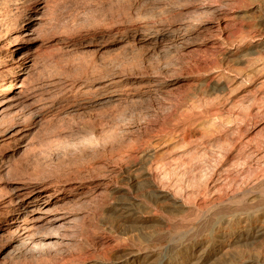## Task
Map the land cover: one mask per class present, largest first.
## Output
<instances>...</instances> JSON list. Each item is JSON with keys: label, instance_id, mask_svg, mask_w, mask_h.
<instances>
[{"label": "rangeland", "instance_id": "1", "mask_svg": "<svg viewBox=\"0 0 264 264\" xmlns=\"http://www.w3.org/2000/svg\"><path fill=\"white\" fill-rule=\"evenodd\" d=\"M232 1L234 0H45L44 4L46 6L43 5V8L35 11L37 12L36 15H32V11L24 14L23 18L28 14L29 16L39 17L38 19H30L33 26L38 30L37 38L30 46L35 65H37L35 71L30 75V77L32 76L30 80L33 83L41 81V83L52 82L57 84L58 82L59 87L63 86V90L60 88L61 96L70 93L72 96L58 101L51 99L35 101L31 99L29 101L31 107L28 110L21 111V106L9 110L8 120H14L15 122L17 114L23 115L21 117L25 118L26 122L22 126L27 131V137L26 141L22 143L23 147H20L13 155L14 161L10 162L13 170L10 169L7 174L0 173V206L3 205L10 191L22 178L31 177V180H37L42 186L49 181L76 180V177L77 179H85V186L96 185V183L103 184L109 180L111 186H115V190L107 192L108 194L105 193V196L101 195L97 199L103 205L106 204L103 209L104 214L102 212L100 216L101 218L98 215L94 216L96 219L92 218L93 213L96 211L94 210L96 204H93V201L90 200L91 204L88 200L86 203L88 206L84 202L79 207L77 206L78 211L76 210L75 217L79 219L76 220L78 223L76 222L74 225L78 224L79 226L76 227L79 230L81 229V232H85L82 235L78 232L79 234L77 233L78 235L76 234L77 236L74 238L68 237V235H71L70 229L68 227H58L56 230H48L47 228L34 230L30 239L32 244L23 242L25 243L23 246L19 239L9 236L0 238V264H70L76 262L77 259L91 261L96 256L120 261L124 249L136 246L139 242L140 244L143 242V246H145L144 241L151 242L152 239L154 240L155 234H152L154 236H149V234H151L150 231L153 230L155 224H161L159 220V218L161 219V209L159 207L152 209V213L155 210V215L150 213L152 222L139 223L137 217H143V214L147 216L146 213H142L144 212L142 206L144 200L141 199L150 197L149 186L147 185L152 180L161 188L170 189L169 184H171V181L169 178L171 177L169 176H172L171 173H168L170 172L168 170L166 171L168 174L164 173L168 178L165 175L162 178L160 176L161 171H158V173L156 171L158 168L155 169L154 165L166 163L164 167L169 165L167 167L169 169L170 165H174L176 162L180 164L187 157V153L185 154L187 146L185 148V145L181 143L183 135L180 132V134L175 133V135H171L174 133L168 134L169 130L167 129L174 127L170 126L171 124L183 123L185 115L180 116V114L188 109L189 101L186 96H189V93L196 92L195 94L201 97L199 91H201L204 80L206 78H216L215 70L211 72V69L219 61L220 37L218 36L221 27H227L225 35L228 38H231V36L237 37L243 30L248 33V23H254L259 17L264 16L263 11L258 8L250 10V13L233 8ZM247 1L251 6L261 5L262 7L264 5V0ZM221 3H227L232 9L220 10ZM39 14L41 15L39 16ZM241 14L245 16H242V18L246 22L239 18ZM144 19L147 24L163 31L157 42L138 40L141 37V33H139L140 26L142 23H146ZM8 25H10V22H8ZM188 25L193 27V30L192 34L187 36L182 33ZM240 25L243 27H240ZM7 28L8 26H5L0 29V42L2 45L6 43L4 40H6L7 33L5 29ZM212 30L213 32H211ZM251 33L255 34V31L253 30ZM185 38H187V41ZM204 68L206 72L207 70L210 72L206 73L203 70ZM202 73L206 75H202ZM89 87L91 88L90 92H84ZM55 91H58V89ZM60 93L56 94L60 97ZM56 94L55 96H58ZM185 99L187 102H184ZM178 107L181 111L177 109ZM170 111L179 113L175 116V118L179 116L181 118L178 119L180 122L175 119L178 124L172 121L174 116L171 117L173 114ZM167 119L171 123L170 121L167 122ZM162 124L164 126L167 124L165 129ZM152 130L153 132H151ZM157 134L161 136L160 139L156 138L158 137ZM177 143L184 146L185 151ZM11 145L8 146L11 147ZM174 147L181 150H175ZM150 148L151 150H149ZM172 149L177 152L173 151L174 153L170 155ZM167 151H169V155ZM178 154L181 157L186 156L177 159L180 156ZM146 155L150 159H146ZM159 156L160 158L161 156L164 157L165 162L160 163ZM169 158H174L176 162L174 159ZM171 160L174 163L170 162ZM138 166L151 169L149 177L152 179H145L140 176L142 170L137 168ZM113 167H115L117 173L115 171L112 174L108 171ZM161 167L163 168V166ZM154 171L157 172L159 177L156 176ZM96 172L99 173L96 174ZM37 174L38 176L41 174L39 178ZM133 180H136V182ZM141 195L143 197L139 198ZM110 196L114 198L112 199ZM104 197H107L106 200H104ZM131 201L133 205H131ZM136 201L140 203L136 204ZM113 205L123 209H120V212L108 213L112 212L111 207ZM128 206L129 208H127ZM87 207H89L88 210ZM107 207L110 209L108 210ZM121 210H123V213ZM105 214L109 215L106 216ZM118 214L124 215L119 216ZM163 215L165 214L163 213ZM97 217H99V220H97ZM80 224H84L81 226L82 228ZM109 224H113L116 229L121 233L123 231V233L119 234L120 232L113 225H111L113 228L111 231L112 228L110 229ZM105 227L108 231L103 229ZM80 235L85 242L80 247L82 250L71 246L74 245L75 240ZM65 238H69L70 244L64 242ZM71 242L73 243L71 244ZM246 246H241L243 251ZM247 247L246 250L250 251L251 248ZM232 249L239 250V248L234 249V247Z\"/></svg>", "mask_w": 264, "mask_h": 264}, {"label": "bare ground", "instance_id": "2", "mask_svg": "<svg viewBox=\"0 0 264 264\" xmlns=\"http://www.w3.org/2000/svg\"><path fill=\"white\" fill-rule=\"evenodd\" d=\"M44 3L45 0H0V29L8 26V28L5 29L7 36L5 34L6 40L4 41H6V43L2 45L0 42V173L2 174L9 173L10 169L13 170L10 166V162L14 161L13 155L16 154L15 152L20 149V147H23L22 143L26 141L27 137V131L24 130L22 126L24 122H26L25 118L21 117L23 115L17 114V122L16 120L15 122L14 120L10 121L8 120L9 110L16 106H21V111L28 110V108L31 107V103H29L31 99L35 101H41L42 99L58 101L59 99L62 100L72 96L71 93L67 94L66 91L67 95L61 96V89L63 86L59 87L58 82L57 84L52 82L41 83V81L33 83V81L30 80L32 77H30V75L35 71V67L37 66L35 65L33 54L30 51V46L31 43L36 40L38 31L37 28L33 26L30 19H38L39 17L29 16V14L25 16V18L23 17L24 14L29 11H32V15H36L37 12L35 11H39L40 8H43V5H45ZM227 6H229L227 3H221L219 8L220 10L231 8V6ZM232 6L233 8L235 7L236 9L245 10L247 12L254 8H258L263 11L264 14V5L262 7L261 5L251 6L247 0H234L232 1ZM233 10L235 11V9ZM40 15L41 14H39V16ZM242 16L244 15L241 14L239 18H241V20L243 19L244 22L245 20ZM220 17L222 18V16ZM8 22H10L11 26L8 25ZM243 22L241 21L242 24ZM241 26L242 25H240V27ZM247 26L248 33L244 32V30L243 32L239 30L242 33L237 37L231 36V38L225 35L227 33V27H221L218 36L220 37L219 61H216L218 64H214L215 66L211 69V72L215 70L216 78H206L204 80L201 85V91H199L201 92V97L198 95L199 99L195 94L196 92L189 93V96H186L189 101L188 109L186 108L187 111L185 110L186 114L185 111L182 113L180 112V116L185 115L183 123H176L177 121L180 122L178 119H181L180 116L175 118L179 113H172L170 111L173 114L171 117L174 116V120L172 119V121H175L178 125L171 124L170 126L174 127L168 126L170 129H166L169 130L168 134L174 133L171 135H175V133L180 132L181 135H183L181 143L185 145V148L187 146V150L185 151L183 149L184 146L181 144H177L180 145H178L179 147H182L185 154L187 153V157L180 164H178L174 158H169L172 160L174 159L176 162L174 165H170L169 169H167L169 165L164 167L166 163L163 165H154L155 167L153 166L155 169L158 168L156 170L157 172L161 171L160 176L162 178H164V173L172 174V176H169L170 174L168 175L171 177L169 178L171 181V184H169L171 187L170 189L161 188L152 180L151 183H148V185L146 184L149 186L148 192L150 193V197H146L148 194L145 192L146 195H144L146 198L141 199L144 200L142 201L144 210L142 213H146L147 216L143 214V217H137L139 223L152 222L153 220L150 217L152 209L154 207H159V209H161V219L159 218L161 224H155L153 230L150 231L151 234H149V236L155 234V236L152 235L154 236V240L152 239L151 242L144 241V243H146L145 246H143V242L141 244L139 242L136 246L124 249V254L120 261L103 259L96 256L92 258L93 260L91 261L77 259L76 262L74 261L70 264H264V250H262L264 248V16L259 17L254 23H248ZM140 27L139 33H141V37H139L138 40L142 39V41L147 40L155 43L163 34V31L157 29L155 26L147 24V22L142 23ZM192 30L193 27L188 25L182 34L188 36L192 34ZM253 30L255 34L251 33ZM211 32H213V30ZM186 39L187 38H185V40ZM138 40L136 41L138 42ZM203 70L205 71V68ZM203 74L204 73H202V75ZM72 84L70 85L71 87ZM89 88L84 92H90L91 88ZM56 89H58V91H55ZM56 93H60V97ZM55 94L58 96H55ZM184 102H187L186 99ZM177 109L181 111L179 107ZM163 121L165 122V120ZM169 121L170 120L167 122ZM166 125H163L164 129ZM162 130L161 128V131ZM148 132L150 133L149 129ZM151 132H153V130ZM156 136H158V134ZM97 137L99 136L97 135ZM156 138L160 139L161 136ZM152 139L150 140L152 141ZM8 145H11V147ZM174 148L175 150L180 149ZM149 150H151V148ZM175 150L172 149L171 154L167 151L168 155H172ZM151 154L152 152L150 155ZM180 154H178V156ZM181 155L179 157L177 156V159H181L182 157L185 158L186 156L181 157ZM147 158L149 157L146 155V159ZM161 158L160 163L165 162L163 159L164 157L162 158V162ZM172 160L170 162L174 163ZM161 166H163V168ZM114 168L115 167L110 168L108 171L113 174L116 171ZM137 168L142 170L140 176L145 179L151 178L149 177L151 169L149 170L147 168V170L142 166H138ZM168 170L170 172L167 173L166 171ZM157 172L154 171L156 176ZM98 173L96 172V174ZM40 175L41 174H39V176ZM165 176L167 177V175ZM30 178H22L19 180L18 184L10 191L3 205L0 206V238L9 236L19 239L22 246L23 244L25 245L23 242H30L34 230L37 231L40 228L56 230L58 227H68L71 232V235H68V237L71 236L74 238L79 233L82 235L84 231L81 232L82 230L76 227L78 224L76 226L74 225L77 222L76 220L79 219L75 217L79 205L83 202L86 204L88 200V202H90V200L93 201L92 203L96 204L94 209L96 211L94 213L92 212V218L97 215L100 217L104 211V205L106 204L103 205L101 201L97 199L101 195L105 196V193L115 190V186H111L109 180L103 184L96 183V185L85 186L84 183L86 180L77 179L76 177V180L69 179L61 182L59 180V182L57 180L49 181L42 186L40 182L33 179L31 180ZM134 182H136V180ZM128 187L130 188V186ZM142 197L143 195L139 198ZM106 198L104 197V200H106ZM113 198L114 197H112V199ZM138 203L140 202L136 204ZM131 205H133V202ZM138 206L140 207L141 204ZM88 208L89 207H87V210ZM127 208H129V206ZM109 209L110 208H108V210ZM120 209L123 208L113 205V207H111L112 212L108 213H113ZM136 209L139 208L136 207ZM141 209L140 211H142ZM122 211L123 210H121V212ZM154 211L152 214L155 213ZM163 213L165 215H163ZM118 215L120 216L121 214ZM99 217H97V220H99ZM82 225L84 224H80V227ZM111 225L109 224L110 229L112 228ZM103 229H106V227ZM112 230L113 228L111 231ZM106 231L108 230L106 229ZM122 233L120 232L119 234ZM81 235L78 239H76V237V242H74V245H71L74 248L77 247L79 250L81 249L80 247L85 244L83 241L84 238L82 239ZM64 242L68 244L69 238H65ZM72 243L73 242H71V244ZM30 244L32 243L30 242ZM245 245L251 248L250 251L246 250L247 246L244 247V251L242 250L243 247L241 246ZM233 247L234 249L239 248V250H233ZM104 258L106 257L104 256Z\"/></svg>", "mask_w": 264, "mask_h": 264}]
</instances>
